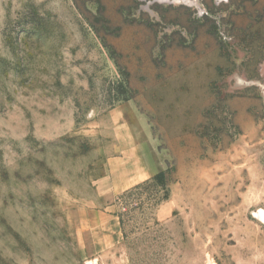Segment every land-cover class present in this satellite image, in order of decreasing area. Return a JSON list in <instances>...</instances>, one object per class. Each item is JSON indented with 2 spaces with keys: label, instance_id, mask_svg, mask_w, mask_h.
Masks as SVG:
<instances>
[{
  "label": "rangeland",
  "instance_id": "rangeland-1",
  "mask_svg": "<svg viewBox=\"0 0 264 264\" xmlns=\"http://www.w3.org/2000/svg\"><path fill=\"white\" fill-rule=\"evenodd\" d=\"M119 105L166 177L108 197ZM0 264H264V0H0Z\"/></svg>",
  "mask_w": 264,
  "mask_h": 264
},
{
  "label": "crops",
  "instance_id": "crops-1",
  "mask_svg": "<svg viewBox=\"0 0 264 264\" xmlns=\"http://www.w3.org/2000/svg\"><path fill=\"white\" fill-rule=\"evenodd\" d=\"M128 115L122 105H119L98 118L96 123L100 128V135L106 140L99 146L104 175L99 180L98 188L110 183L108 197L118 196L151 179L165 170L167 165L161 155L162 151L154 144L153 137H145L150 136L151 131L144 129L143 134L132 122L134 115Z\"/></svg>",
  "mask_w": 264,
  "mask_h": 264
},
{
  "label": "trees",
  "instance_id": "trees-1",
  "mask_svg": "<svg viewBox=\"0 0 264 264\" xmlns=\"http://www.w3.org/2000/svg\"><path fill=\"white\" fill-rule=\"evenodd\" d=\"M166 177L165 171H161L155 175L154 179L159 182H164V178Z\"/></svg>",
  "mask_w": 264,
  "mask_h": 264
}]
</instances>
